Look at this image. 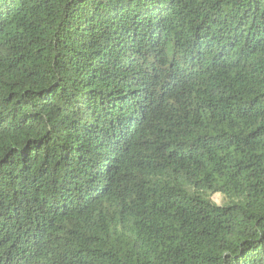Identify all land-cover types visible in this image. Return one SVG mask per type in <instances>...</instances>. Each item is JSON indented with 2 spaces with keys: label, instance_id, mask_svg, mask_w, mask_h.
Segmentation results:
<instances>
[{
  "label": "trees",
  "instance_id": "obj_1",
  "mask_svg": "<svg viewBox=\"0 0 264 264\" xmlns=\"http://www.w3.org/2000/svg\"><path fill=\"white\" fill-rule=\"evenodd\" d=\"M0 264H264V0H0Z\"/></svg>",
  "mask_w": 264,
  "mask_h": 264
},
{
  "label": "rangeland",
  "instance_id": "obj_2",
  "mask_svg": "<svg viewBox=\"0 0 264 264\" xmlns=\"http://www.w3.org/2000/svg\"><path fill=\"white\" fill-rule=\"evenodd\" d=\"M212 200L217 203V204H220L221 203V198L219 195H215L212 197Z\"/></svg>",
  "mask_w": 264,
  "mask_h": 264
}]
</instances>
